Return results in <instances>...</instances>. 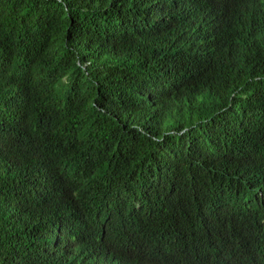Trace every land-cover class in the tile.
I'll list each match as a JSON object with an SVG mask.
<instances>
[{
    "label": "trees",
    "instance_id": "16d2710c",
    "mask_svg": "<svg viewBox=\"0 0 264 264\" xmlns=\"http://www.w3.org/2000/svg\"><path fill=\"white\" fill-rule=\"evenodd\" d=\"M0 264H264V0H0Z\"/></svg>",
    "mask_w": 264,
    "mask_h": 264
}]
</instances>
